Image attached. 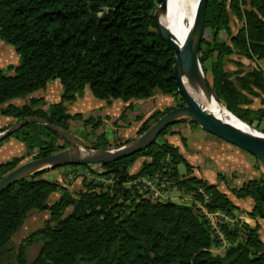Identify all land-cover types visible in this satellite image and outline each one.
Listing matches in <instances>:
<instances>
[{"label": "trees", "instance_id": "16d2710c", "mask_svg": "<svg viewBox=\"0 0 264 264\" xmlns=\"http://www.w3.org/2000/svg\"><path fill=\"white\" fill-rule=\"evenodd\" d=\"M157 5L156 0H0V39L19 56L17 64L6 68L12 74L0 68V114L17 121L42 117L70 134V121L79 120L94 137L87 147L106 149L128 143L165 112L182 106L184 100L173 75L174 53L154 22ZM231 15L241 23L235 33ZM205 29L210 30V38L202 36L199 61L215 98L235 117L258 128L264 117L261 71L256 67L243 70L241 62L236 69L226 70L224 62L232 54L264 59V0H207ZM222 31L229 42L219 39ZM55 79L62 85L60 100L48 103L46 109L39 107L44 103L42 97H31L22 105L10 102ZM86 86L97 99L126 102L159 92L179 102L155 109L144 119L137 116L142 121L135 137L116 143L100 129L99 116L83 119L79 112H68L66 104L81 96ZM253 97L259 98L261 107L247 106ZM124 112H132L131 104ZM185 121L198 127L188 119L178 122ZM174 124L158 137L172 134ZM8 137L21 141L25 153L0 163V178L34 149L33 158H37L69 146L56 131L39 122L23 125L0 143ZM158 137L145 149L109 163L66 165L89 169L93 176L82 179V188L75 195L58 182L39 177L53 168L0 191V258L28 213L47 211L42 225L19 244L17 264H264L258 222L264 219V173L231 188L237 199L252 200L247 214L255 224L240 220L224 224L221 229L228 245L223 253H213L211 248L220 240L195 204L152 199L129 184L140 176L159 173L169 186L193 194L208 211L221 210L235 217L239 207L217 183L192 175L193 166L179 148ZM139 158H143L139 169L130 172ZM179 163L185 165L186 173L178 171ZM103 179L111 182L104 184ZM58 190H62L59 198L49 203V196ZM35 243H40L39 252L29 261L27 248Z\"/></svg>", "mask_w": 264, "mask_h": 264}, {"label": "water", "instance_id": "95a60500", "mask_svg": "<svg viewBox=\"0 0 264 264\" xmlns=\"http://www.w3.org/2000/svg\"><path fill=\"white\" fill-rule=\"evenodd\" d=\"M156 2L158 5L154 12L155 26L161 39L165 41L174 53L173 75L177 84V91L183 98L184 104L165 112L147 130L128 143L106 149L85 148L68 131L48 122L42 117L29 116L18 120L0 131V140L11 135L18 128L29 122H39L56 131L61 138L70 143L71 148L61 149L57 152L20 163L0 178V191L24 177L31 176L47 168L65 165L105 164L130 156L150 146L156 141L162 130L181 119L191 120L203 131L250 153L264 167V134L256 128L250 127L239 118L240 122L246 124V128L226 122L215 116L195 100L183 83V77H185L190 86H192L191 88L199 89L206 97H212L215 101H218L210 88L208 79L204 75L199 61V47L204 33L207 0H199L193 28L183 47H180L174 41L172 34L164 28L159 18H157L159 13L166 11L167 3L165 0H156ZM218 102L222 104L220 101ZM81 149H84V152Z\"/></svg>", "mask_w": 264, "mask_h": 264}, {"label": "rangeland", "instance_id": "374dc122", "mask_svg": "<svg viewBox=\"0 0 264 264\" xmlns=\"http://www.w3.org/2000/svg\"><path fill=\"white\" fill-rule=\"evenodd\" d=\"M187 6H188V4L185 1L183 4V8H182V17H183L185 22H187L189 19V15L187 13ZM240 25H241V23L233 15H231L230 26H231V30L233 33H235L237 31V29L240 27ZM203 36L206 39L210 38V30L205 29ZM219 39L224 40L226 42H229L228 35L224 31L220 32ZM226 58L227 59H225V62H224V66H225L226 70L236 69L237 68V62H241L243 64L240 67L243 70H251L254 67L253 60L244 58L238 54H232ZM18 60H19V56L16 53L14 47L12 45L6 43L4 40L0 39V68L4 69L7 74H12L13 73L12 70H8L6 68L10 64L11 65L17 64ZM205 66H207V64H205ZM201 68H202V66H201ZM204 75L206 76V78L208 80H210L208 78V75H206L205 73H204ZM186 82H187L186 83L187 88L196 97H198L199 95H202V92H200L199 89L191 88L192 86H190L188 81H186ZM88 94H90L89 96L91 98H93L94 100H100V101H91L90 100V101H86V104L90 103V105L95 106L94 104H98L100 102H106L103 99L102 100L97 99L91 93H88ZM156 97H157V99H156L155 103H157L158 107L166 105L168 100L170 101L171 106H175V104L177 102H179V99H176V102H175L174 98L170 95H167V94L159 93V95L157 94ZM21 99H23V98H19V99L16 98L15 102H22ZM84 99H86V96ZM28 100L26 102H28ZM173 100H174V102L172 103ZM53 101H55V100H53ZM197 101L199 103H202L199 101V99ZM216 102L219 103L218 101H216ZM68 104L69 103H67L66 106H68ZM45 105L47 108L48 104L44 101V103L40 104L39 107L46 109V108H44ZM247 106L252 108V109H256L258 107H261L259 98H255V97L251 98V103L248 104ZM72 109L73 108L71 107V110ZM92 115L91 116L94 118L98 117L97 112H93ZM89 116L90 115H88L84 118L82 117V118L85 119ZM118 118H121V117H118ZM76 121L77 120H73V124H72L71 130H70L71 135L74 136L80 142V144L83 147L89 148L87 146H89L92 143L94 137L92 136V134L88 135V132L90 130L89 127H84L83 125L75 126L74 122H76ZM123 121L128 122V119L123 120ZM81 124H83V123H81ZM132 127L133 126H131V128L126 126L128 131H125V133H122V137L115 139L114 142L118 143L119 141H123L127 138L135 137L136 131L138 128L135 131L136 127H134L133 129H132ZM100 129L105 131V133H106L105 136L107 139L113 140V138H114L113 131L114 130H113V127L109 123L107 125L105 123L102 124ZM256 129L258 131H260V132L262 131V133H264V117L262 118L260 126ZM200 133H203V132L200 131ZM162 138L163 137L160 136V137H158V140H160ZM19 142H20L22 147L16 146L13 149V152H11V154H9L11 156H6V158H3L1 161L5 162V161H7L6 159L9 160L14 155L16 156V155L25 153V152H23V150H25L24 144L21 141H19ZM66 148H71L70 143H69L68 147H65L63 149H66ZM21 149H22V151H21ZM190 149H191V144H188L187 148H185V147L182 148V152L184 155H188V158L190 159V161H192L195 154H194V152L191 153ZM191 150H193V151L198 150V147L193 146ZM36 152H37V150L34 149L33 153L29 154L22 162L29 160V159H32ZM216 152H217V154H216L217 157L228 158V156L226 154H222V152H220L219 150H217ZM230 154H231V161H232V163H231L232 166L230 167V169L228 171H226L224 174L218 173V170L214 169V171L210 174H211V176H213L214 173L216 172V175H217L216 179H217L218 188L221 191L225 192L227 194V196L239 207L238 209H236L234 211L235 217L233 218V222L235 220L244 221L245 218H250L247 214V211H249L251 209L252 200L250 198H247L244 200L237 199L233 195V193L231 192V188H233V187L235 188V187L240 186L243 183V181H245L249 178L261 177V175L264 173V167L257 159H255V157L253 155H251L250 153H248L244 150H239V151H236L235 153L232 151ZM200 155L201 156L204 155V152L202 150L200 151ZM142 160H143V158L137 159L136 162L130 168V172L137 171L141 165ZM177 168L181 174L186 173V167L183 163H179ZM94 170H97V168L95 167ZM220 175L222 176L221 178H220ZM39 177L47 179V180L58 182L61 187L66 188V190H68V192L72 195H75L76 192L82 188V179L84 177H87L88 179L93 178V176L89 173V169H84L81 167H71V166H63V167H56V168L50 169L48 171L41 173L39 175ZM103 182H104V184H109L111 182V180H104L103 179ZM129 184H131V183H129ZM164 189H165L166 195L169 197V200H171L173 202H177V203L188 204V202H185L182 200V197H184L185 194L178 191L175 187H172V186H169L168 184H166ZM61 193H62V190H58L57 192L52 193L48 198L49 203H51L55 199H58ZM48 215L49 214L47 211H31L28 213V216L25 219L24 223L19 228V230L15 233V235H13L11 242L9 243V245L5 249V252L1 256L0 264H17L16 256H17V250H18L19 244L23 241V239L25 237H27L29 235V233L31 231H33L36 228H38L39 226H41L43 221L48 217ZM258 222L260 224L259 235H260L261 240L264 242V219H259ZM247 224L253 226L255 224V220L249 221ZM39 247H40V243H35V244H32L31 246H29L27 248V251H26L27 260L31 261L32 259H34L37 256V254L39 252ZM212 252L215 253L214 251H212Z\"/></svg>", "mask_w": 264, "mask_h": 264}, {"label": "crops", "instance_id": "0c3cea01", "mask_svg": "<svg viewBox=\"0 0 264 264\" xmlns=\"http://www.w3.org/2000/svg\"><path fill=\"white\" fill-rule=\"evenodd\" d=\"M61 92H62V85L58 79H55L49 81L46 84L45 88L36 90L30 95L21 99L22 102H15L16 101L15 99L11 100L10 102L15 105H22L31 97H42L44 98V101L48 104L51 102L59 101ZM88 93L90 92L88 87L86 86L84 88L83 94L77 97L73 102L68 104L67 106L68 112L72 114L79 112L82 114L83 118L88 115L91 116L93 112H97L98 113L97 116L101 118L102 124L105 123L107 125L109 123L113 127L114 138L113 140H110L113 142L115 139L122 137V133L128 131L126 126L130 128L131 126H133L132 129L136 127L135 128L136 131V129L138 128V126L142 121V120H137L136 119L137 116H142L144 119L155 109H164L166 107L171 106V103L168 100L166 105L158 107L157 103L155 102L157 99L156 95L157 94L159 95V92L154 93L153 96L146 99H131L126 102L121 99L104 100L106 102H100L98 104H94L95 106H92L90 105V103L86 104V101H90V100L100 101V100H94L89 96L90 94ZM85 96L86 99H84ZM173 102L174 100L172 101V103ZM129 104H131L132 106V112L123 113L124 108ZM71 107L73 108L72 110ZM44 108H46V105L44 106ZM120 114H122V117L118 118ZM127 119L128 122L123 121ZM16 121L17 119L14 117L0 114V129L7 128L12 124H14ZM76 122H74L75 126L83 125L81 124L82 123L81 121L77 120ZM70 123H71L70 124V130H71L73 121H70ZM170 130L173 131V133L165 134L163 136V139H166L169 143L179 148V151L182 153V155L193 166L192 175L206 179L209 183H217L216 172L214 173L213 176H211L210 173H212L214 169H216L218 170V173L224 174L232 166L230 153L232 151L235 153L236 151L242 150L237 146H234L210 133L203 131L199 126L198 127L193 126L192 124L186 121L178 122L174 124ZM200 131H202L203 133H200ZM188 144H191V149L193 146L198 147V150L193 151L190 149V152L191 153L194 152L195 154L192 161H190L188 155H184L182 152V148L183 147L187 148ZM16 146L20 147L21 144L19 140L14 137H8L2 143H0V163L4 162L1 160L3 158H6V156H11L9 154L13 152V149ZM201 150L204 152L203 156L200 155ZM217 150L222 152V154H226L228 158L217 157L216 156Z\"/></svg>", "mask_w": 264, "mask_h": 264}, {"label": "bare ground", "instance_id": "6f19581e", "mask_svg": "<svg viewBox=\"0 0 264 264\" xmlns=\"http://www.w3.org/2000/svg\"><path fill=\"white\" fill-rule=\"evenodd\" d=\"M185 1L188 4L187 13L189 15V19L187 22H185L182 17V8ZM165 2L167 3L166 11L164 13H159L157 18H159L160 23L164 26V28L172 34L174 41L180 47H183L193 28L199 0H165ZM186 81L185 77H183V83L187 88ZM188 91L195 98V100L199 99V101L202 102L200 104H202L215 116L226 122L246 128V124L240 122L238 118L217 103L212 97H206L203 94L196 97L189 89ZM81 150L84 152V149Z\"/></svg>", "mask_w": 264, "mask_h": 264}, {"label": "built area", "instance_id": "2783aa9c", "mask_svg": "<svg viewBox=\"0 0 264 264\" xmlns=\"http://www.w3.org/2000/svg\"><path fill=\"white\" fill-rule=\"evenodd\" d=\"M254 67L258 68L264 77V59L254 58ZM264 134V133H263ZM132 185L138 187L140 191L146 192V195L152 199H169L165 193L164 187L168 184L166 177L161 176L159 173H155L152 176H140L131 182ZM207 197L205 196V199ZM182 200L188 202V204H195L198 209L205 215L206 219L209 221V225L213 230L216 237L220 240L219 245L213 246L211 251L215 253H223L227 247V241L224 237L221 227L226 223H232L233 218L225 211L216 210L208 211L202 202L195 198L191 193L185 194ZM244 221L248 223L249 221H254L251 218H245Z\"/></svg>", "mask_w": 264, "mask_h": 264}, {"label": "flooded vegetation", "instance_id": "af4514ba", "mask_svg": "<svg viewBox=\"0 0 264 264\" xmlns=\"http://www.w3.org/2000/svg\"><path fill=\"white\" fill-rule=\"evenodd\" d=\"M66 166V165H65ZM60 167H63V166H60Z\"/></svg>", "mask_w": 264, "mask_h": 264}]
</instances>
